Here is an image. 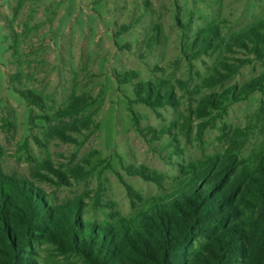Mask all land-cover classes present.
Segmentation results:
<instances>
[{"label":"rangeland","instance_id":"rangeland-1","mask_svg":"<svg viewBox=\"0 0 264 264\" xmlns=\"http://www.w3.org/2000/svg\"><path fill=\"white\" fill-rule=\"evenodd\" d=\"M261 156L264 0H0L1 183L105 225Z\"/></svg>","mask_w":264,"mask_h":264},{"label":"trees","instance_id":"trees-1","mask_svg":"<svg viewBox=\"0 0 264 264\" xmlns=\"http://www.w3.org/2000/svg\"><path fill=\"white\" fill-rule=\"evenodd\" d=\"M39 192L0 182V264H40L38 240L89 264H264V156L241 169L230 159L197 170L132 218L105 225Z\"/></svg>","mask_w":264,"mask_h":264}]
</instances>
